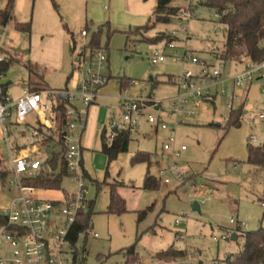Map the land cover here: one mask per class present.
Masks as SVG:
<instances>
[{
	"label": "rangeland",
	"instance_id": "rangeland-1",
	"mask_svg": "<svg viewBox=\"0 0 264 264\" xmlns=\"http://www.w3.org/2000/svg\"><path fill=\"white\" fill-rule=\"evenodd\" d=\"M157 1L15 0L13 17L19 23L30 22V33L17 31L16 21L11 22L3 41L4 49L15 59L5 71V81L11 83L9 94L15 97L24 85L37 80L45 81L51 89H72L76 83L74 55L81 45L98 48L90 46V41L100 31L99 48H104L108 56L112 81L105 87L108 95L98 100L99 105L89 107L81 138L89 175L85 197L86 201L94 202L87 235H80L76 243V249H85L82 264H125L129 261L126 249L132 245L135 254L130 264H212L241 250L243 239L235 232L238 227L241 232L264 230L261 205L264 170L246 163L249 136L264 142L263 125L254 120L256 113L264 111L260 84L255 82L249 89H238L232 111L227 106L231 91L228 97L201 102L198 106L188 100L184 109L173 111L172 99L178 90L168 79L184 70L196 73L199 68L190 63H176L173 54L177 51L182 56L187 48L198 59L220 68L219 60L213 57L219 55L224 43L223 27L214 23L217 18L213 12L196 7L197 0H167L165 23H155L145 32L133 33L148 23L154 24ZM5 5L6 0H0V9ZM182 15L189 21L181 19ZM82 30L87 32L84 38L80 35ZM160 33L177 48L163 47L162 44H168L165 39L154 44L148 42ZM71 35L76 46L74 54ZM156 47L164 48L167 59L151 65L149 55ZM235 68L239 69L227 63L224 74ZM124 78L130 82L125 80L128 86L119 94L116 83ZM123 97H151L160 103L159 109H150L148 113L160 117L169 129L157 130L141 123L139 134L131 137L128 151L108 163L100 151V133L107 129L114 107ZM189 112L192 115L187 117ZM232 114L239 116L238 127H227ZM170 136L176 140L175 147H186L177 164L191 189L174 180L164 184L156 178V162L160 161L161 167L170 163L168 157L164 161L159 159L162 144ZM251 145L264 152V143ZM138 151L151 155L149 173L159 182L158 191L141 189L147 166L130 164ZM121 183L123 186L119 187ZM109 184L118 189L127 212L107 214ZM208 190L213 192L208 194ZM76 193L77 187L67 175L58 190H38L37 196L58 203L64 194ZM194 203L199 207L197 211L193 210ZM150 206L151 210L137 222L138 212ZM183 213L187 214L186 222L175 226V219ZM231 218L234 224L229 223ZM233 232L238 236L236 240H231ZM91 233L98 234V238ZM227 234L230 237L223 239L222 235ZM162 251L173 254L159 260L157 255Z\"/></svg>",
	"mask_w": 264,
	"mask_h": 264
},
{
	"label": "built area",
	"instance_id": "built-area-1",
	"mask_svg": "<svg viewBox=\"0 0 264 264\" xmlns=\"http://www.w3.org/2000/svg\"><path fill=\"white\" fill-rule=\"evenodd\" d=\"M181 19L189 21L183 15ZM8 28L9 23L0 24V125L3 133L2 140L8 148L6 163L10 164L8 170L10 178L7 182L15 195L0 210V215L6 219V224L0 226V264H82L85 249L83 247L76 249V245L73 246L70 243L68 235L86 203L87 175L82 164L81 137L85 130L88 109L97 101L100 91L109 81L108 56L104 48L91 49L81 45L74 55L72 64L76 76V83L72 89L64 87L23 90L18 98L13 99L6 93L7 84H5L4 66L11 59L3 47ZM80 35L83 38L86 37V30H82ZM162 45L173 50L177 48L174 42ZM75 49L74 45L73 54ZM163 50L164 48L156 47L150 53L151 65L165 62L167 57ZM173 59L181 65L190 63L199 67L196 73L184 70L179 76L171 78V83L178 90V95L172 99L175 112H178L180 108L184 109L188 100H193L198 106L201 102L228 97L229 91L231 96L227 106L232 111L233 100L238 98L237 90L249 89L255 82L260 84V92L264 95V60L254 63L249 59H243L238 63H232L239 69L235 68L224 74L229 61L224 64L217 61L220 68H216L198 59L187 48H184L182 56L175 51ZM218 86L222 87L217 89ZM159 104L151 97L119 98L117 106L114 107V113L109 118L107 129L103 130L105 142L110 144L120 133H132L142 122L154 126L157 130L169 129L160 117L156 118L148 113L150 109H159ZM30 114L36 115L35 127L28 130H9L16 125H24ZM47 114H55L59 120L57 133L64 148L65 169L77 187L76 194H64L63 199L58 203L39 198L37 191L42 189L26 184L28 181L39 178L45 160L30 155L35 152L33 146L31 149L16 151L14 148L18 146L15 144L12 148L14 142L11 140L12 134L25 137L29 132L35 140L34 144L40 143ZM191 115L192 113L189 112L187 117ZM254 120L263 125L264 132V111L256 113ZM249 142L264 143L252 135L249 136ZM175 144L174 136H170L168 141L162 144L159 159L164 161L168 157L170 163L161 167L160 161L156 162L158 166L156 178L164 184L174 180L178 185H185L191 189L192 186L185 182V173L177 164L181 154L186 151V147L184 145L175 147ZM1 162L3 163V160ZM3 168L6 169V166L4 165ZM198 191L197 194H199ZM261 205L264 208L263 201ZM186 219L187 214L183 213L175 219L174 225L179 227L186 222ZM229 223L234 224L235 220L231 218ZM87 231L80 233L78 238L80 235L85 237ZM91 235L93 238H98L96 233ZM222 236L223 239L230 237L228 234ZM212 264L220 263L215 260Z\"/></svg>",
	"mask_w": 264,
	"mask_h": 264
},
{
	"label": "trees",
	"instance_id": "trees-1",
	"mask_svg": "<svg viewBox=\"0 0 264 264\" xmlns=\"http://www.w3.org/2000/svg\"><path fill=\"white\" fill-rule=\"evenodd\" d=\"M196 7L206 9L213 12L217 17L214 23L223 27L224 43L220 49L219 55L214 58L225 62L238 63L243 59H249L254 63L264 60V0H197ZM167 0H158L154 14L156 16L155 22L152 25L149 23L136 32H145L151 29L155 23H165L163 14L169 11ZM14 9V0H6V5L0 10V24L6 25L12 21V13ZM17 31L23 33H30L31 23H16ZM100 31L93 34L90 41V46L99 47ZM71 38L73 39L72 35ZM171 42L168 37H164L161 33L156 35L153 39L148 40L149 43H157L161 40ZM73 41V40H72ZM75 45L72 42L73 48ZM13 59L4 66L6 69L13 63ZM6 71V70H5ZM170 80V81H169ZM171 82V78L168 79ZM127 83V82H126ZM126 83L122 79L121 86L126 87ZM154 86V85H153ZM240 114V113H239ZM239 116L231 115L227 120V127H238ZM131 141L130 133L123 132L118 134L110 144L105 142L104 132L101 134V153L106 156L108 163L115 160L119 154L128 151L129 143ZM43 142V143H42ZM41 149L49 150V156L42 164L39 178L26 182L28 185L35 186L42 190H58L62 179L67 176L65 164L63 161L64 148L59 136L53 138L41 131ZM247 159L246 163L253 166L255 169L264 170V152L259 147H254L251 144H246ZM150 154L145 152H136L130 159V164H146L147 169L143 177L142 190L148 192L158 191L159 182L150 175L149 167L151 164ZM4 179L3 175H0ZM122 186V184H119ZM264 199V197H263ZM94 202L86 201L85 206L72 227L68 239L70 243L75 246L78 240V235L89 229L93 212ZM152 206L138 213L137 222L141 221L146 213L151 210ZM126 212L125 201L117 192L114 185H109V204L107 207V214L121 215ZM6 224V219L0 215V226ZM236 233L241 234L243 245L241 250L237 253L227 254L220 264H264V230L258 228L254 231L241 232L238 227ZM126 256H129V261L133 260L132 256L135 254V247L132 245L127 248ZM170 251H162L158 253L159 260H166L171 257ZM126 260L125 264H130Z\"/></svg>",
	"mask_w": 264,
	"mask_h": 264
},
{
	"label": "crops",
	"instance_id": "crops-1",
	"mask_svg": "<svg viewBox=\"0 0 264 264\" xmlns=\"http://www.w3.org/2000/svg\"><path fill=\"white\" fill-rule=\"evenodd\" d=\"M14 3H15V0H14ZM0 10H2V9H0ZM15 21L16 20L14 19L13 13H12V21L11 22L13 23ZM11 22H9V25H10ZM16 23H19V22L16 21ZM72 40H73L72 42L75 43L74 39H72ZM9 56H10L11 59H13V61H15V59L11 55H9ZM8 67L5 70H7ZM108 72H109V68H108ZM70 77L71 76H69L67 78L66 84L68 83V79H70ZM111 79H112V77H111V75L109 73V81H108V83L110 81H112ZM123 80H124L125 83H126V81H129L126 78H124ZM121 81H122V79H119V81L116 83L117 85H119V88H120L119 89V91H120L119 94L121 93L122 90H125L127 88V86H128L126 84V87H122L121 86ZM108 83H107V85H108ZM5 84H7L6 93L10 97H12L13 99L18 98L20 96V94L22 93L23 90L51 89V88L47 87L45 81H41V80L40 81H38V80L37 81H30L26 85H24V87H22V91L18 94V96H15L14 97V96H11L9 94V91H10V88H11V83L5 81ZM105 87L100 91V95L97 98V101L92 106L99 105L98 100H100L102 98H105L106 95H108V94H106ZM9 123H10V121H9ZM36 123H37L36 115L30 114L27 117L26 123L24 125H16L14 128H10L9 130H13V129H18V130H24L25 129V130H28L29 128L35 127ZM142 123H144V122H142ZM9 125L12 126V124H9ZM42 128H43V131L45 133H47V134L49 133L48 135H50V136H52L53 138L56 139V137L58 136V133L57 132H58V128H59V120H58L57 116L55 114H47L46 115V119H45V124L43 125ZM102 131L100 133V141H101ZM133 134H139V127L137 129H135V131H133L132 133H130V137H132ZM2 136H3V133H2L1 125H0V175H3V177H4V179H1V177H0V210L5 205H7L9 203V201L11 200V198L15 195L14 190H12V188L9 187L8 182H7V180L10 178V174L8 173V170L10 168V164L9 163H6L7 162L8 148H7V146L5 145V143L2 140ZM11 140H12V142H14L12 144V148H14V145L15 144L18 146L16 148H14L16 151H19V150L24 151L23 149H31L32 146H33L34 147L33 151H35V152H32L30 154L32 157H36L38 159L45 160L49 156L48 155L49 154V150L47 148L45 150L41 149L40 143L34 144L35 143L34 142L35 140L29 135V132L27 133V135L25 137H18L16 134H12L11 135ZM81 148H82V146H81ZM83 151H84V149L82 148V164H83L84 171H85V173H86V175L88 177L89 175H88L87 171L85 170V165H84V161H83ZM138 152H140V151H138ZM2 160H3V163L1 162ZM4 165L6 166V169L3 168ZM187 173L189 174L190 172L187 171ZM109 185H108V187H109ZM122 186H123V184H122ZM119 187H121V186H119ZM117 192H118V189H117ZM212 192H213V190H208V194H211ZM118 194H119V192H118ZM51 201H54V200H51ZM125 206H126V204H125ZM93 209H94V207H93ZM139 212H141V211H139ZM233 233H235V232H233ZM237 238H238V236L236 235V239Z\"/></svg>",
	"mask_w": 264,
	"mask_h": 264
},
{
	"label": "water",
	"instance_id": "water-1",
	"mask_svg": "<svg viewBox=\"0 0 264 264\" xmlns=\"http://www.w3.org/2000/svg\"><path fill=\"white\" fill-rule=\"evenodd\" d=\"M199 209L198 205L196 203L193 204V210L197 211ZM236 239V235L235 233H233L231 235V240H235Z\"/></svg>",
	"mask_w": 264,
	"mask_h": 264
}]
</instances>
